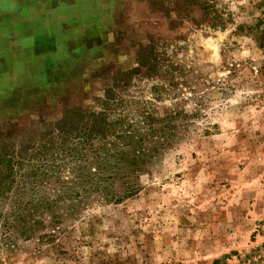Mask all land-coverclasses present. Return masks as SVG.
<instances>
[{
    "label": "rangeland",
    "instance_id": "374dc122",
    "mask_svg": "<svg viewBox=\"0 0 264 264\" xmlns=\"http://www.w3.org/2000/svg\"><path fill=\"white\" fill-rule=\"evenodd\" d=\"M108 95L182 113L138 195L16 221L73 178L57 124ZM0 264H264V0H0Z\"/></svg>",
    "mask_w": 264,
    "mask_h": 264
},
{
    "label": "trees",
    "instance_id": "16d2710c",
    "mask_svg": "<svg viewBox=\"0 0 264 264\" xmlns=\"http://www.w3.org/2000/svg\"><path fill=\"white\" fill-rule=\"evenodd\" d=\"M111 101L108 95L103 101L104 109L99 113L87 114L83 109L69 110L57 124L58 133L53 135L56 139L51 140L60 143V153L56 159H61V170L67 169L73 178L67 180L61 176L58 179L62 193L53 199L54 202L48 195H31L32 199L26 203L22 201L23 195L18 196L14 211L16 221L23 222L20 216L22 210L28 212L30 217L39 208L53 211L58 206L56 201L70 202L76 199L82 203L91 194H96L109 202L119 203L138 195V175L145 171L161 150L171 144L177 127L170 122L182 113L161 118L155 109L144 106L138 110V120L130 121L129 117L122 115L113 119L111 114L115 109H111ZM44 155L52 157V149L40 153L42 158ZM46 167L56 168L42 165L39 169L41 175L34 177L35 183L50 176V170ZM54 172L57 174V171ZM34 233V226L26 227L23 231L26 238Z\"/></svg>",
    "mask_w": 264,
    "mask_h": 264
}]
</instances>
